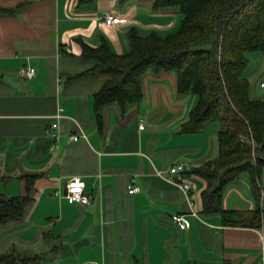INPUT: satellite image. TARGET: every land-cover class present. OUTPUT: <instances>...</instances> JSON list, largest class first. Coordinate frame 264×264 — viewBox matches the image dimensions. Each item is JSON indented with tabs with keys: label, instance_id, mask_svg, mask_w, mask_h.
<instances>
[{
	"label": "crops",
	"instance_id": "0c3cea01",
	"mask_svg": "<svg viewBox=\"0 0 264 264\" xmlns=\"http://www.w3.org/2000/svg\"><path fill=\"white\" fill-rule=\"evenodd\" d=\"M0 6L16 9L0 16V203L29 196L21 220L0 222V254L16 247L37 257L28 264H264L263 189L259 227L226 225L220 213L204 212L207 183L192 171L218 155L221 124L181 132L197 97L179 94L172 72L147 73L143 99L124 111L106 105L98 123L95 94L105 77L85 73L94 63L82 55V41L127 53L131 28L142 35L177 31L178 8L155 10L151 0H0ZM106 11L120 21L108 24ZM249 56L260 76L250 65L251 93L263 98L256 84L264 79V56ZM30 67L35 73L28 77ZM176 163L188 168V192L169 180ZM73 176L86 182L88 204L65 198ZM223 206L257 207L249 179L226 187ZM174 213L186 214L191 226L180 229Z\"/></svg>",
	"mask_w": 264,
	"mask_h": 264
},
{
	"label": "trees",
	"instance_id": "16d2710c",
	"mask_svg": "<svg viewBox=\"0 0 264 264\" xmlns=\"http://www.w3.org/2000/svg\"><path fill=\"white\" fill-rule=\"evenodd\" d=\"M125 2L127 0H121ZM155 10L176 7L183 14L174 33L153 31L142 35L128 31L130 50L114 52L107 42L92 46L82 41L83 56L93 61L85 73L104 76L95 94L98 123L101 110L117 103L124 111L144 97L147 73L172 72L179 94L197 97L182 133L201 131L219 121L218 155L192 172L207 183L204 212L220 213L226 225L259 227L264 187V97L251 93L250 54L264 56V0H151ZM15 8L0 6V16ZM246 173L257 207L252 211L225 209L226 187ZM28 187L32 185L29 180ZM27 195L8 197L0 203V222L21 220ZM37 259L18 248L0 254V264H28Z\"/></svg>",
	"mask_w": 264,
	"mask_h": 264
},
{
	"label": "built area",
	"instance_id": "2783aa9c",
	"mask_svg": "<svg viewBox=\"0 0 264 264\" xmlns=\"http://www.w3.org/2000/svg\"><path fill=\"white\" fill-rule=\"evenodd\" d=\"M104 19L108 24H114L120 21V18L116 15H114L110 11L104 12ZM35 73V68L30 67L27 70L26 75L28 77L33 76ZM260 86L264 88V79L261 80ZM144 120V119H142ZM145 124L142 122L140 124L141 128H144ZM57 127H59V122L54 121L49 126V134L55 141V139L58 138V132L56 131ZM72 140H79L81 138L78 134H73L70 137ZM170 176L169 180L173 183L179 185L185 192H188L190 188V183L184 179V173L188 172V168L184 163H176L171 166L170 168ZM135 180L132 179V183L129 186V192L134 193L139 190V187L135 184ZM264 192V188H263ZM65 198L70 203H78V204H88L90 202V194L86 191V182L81 176H73L71 177L65 186ZM174 223L177 224V226L180 229H187L191 226L192 222L191 219L184 213H174L171 216ZM90 264H100L97 261H93Z\"/></svg>",
	"mask_w": 264,
	"mask_h": 264
},
{
	"label": "rangeland",
	"instance_id": "374dc122",
	"mask_svg": "<svg viewBox=\"0 0 264 264\" xmlns=\"http://www.w3.org/2000/svg\"><path fill=\"white\" fill-rule=\"evenodd\" d=\"M250 65H253V66L255 67V69L253 70L252 76H253V77H256V79H259L260 76H259V74L256 73V71H257V67L259 68V65H258V63H257V61H256L255 56H254V58H253V57L251 58V63H250ZM253 77L251 78V81H252V88L254 89L255 79H254ZM256 85H257L256 88L258 87L260 93H262V95H263V94H264V88H261V89H260L259 82H258ZM258 93H259V92H258ZM241 178H244V179L247 180V179H248V176H247L246 173H243V174H242L237 180L239 181ZM263 183H264V175H263Z\"/></svg>",
	"mask_w": 264,
	"mask_h": 264
}]
</instances>
